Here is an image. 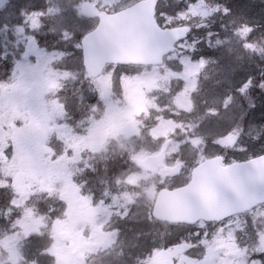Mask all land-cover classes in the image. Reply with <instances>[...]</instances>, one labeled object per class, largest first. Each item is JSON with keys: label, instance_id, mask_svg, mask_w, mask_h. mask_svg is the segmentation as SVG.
I'll return each mask as SVG.
<instances>
[{"label": "rangeland", "instance_id": "obj_1", "mask_svg": "<svg viewBox=\"0 0 264 264\" xmlns=\"http://www.w3.org/2000/svg\"><path fill=\"white\" fill-rule=\"evenodd\" d=\"M139 1L7 0L0 11V57L11 59L10 76L1 75L0 81V185L11 189L9 214H18L10 232L7 224L14 217L5 227L0 224L1 264H104L107 249L115 247V252L118 240L125 241L118 218H126L135 199L140 201L135 214L150 215L158 189L169 187L176 177L184 181L181 185L186 184L192 168L208 158L207 154L242 155L247 147L259 150L251 155L264 153V99L258 109L253 103L264 98V27L253 22L264 20V13L259 14L264 9L254 10L244 2L243 10L252 12L234 16L222 7L228 0H187L171 14L174 3L163 0L157 18L164 27L183 25L194 30L164 66L109 68L98 76L87 73L82 65L81 40L97 24L82 14L83 3L115 13ZM235 7L239 12V3ZM202 29L209 31L202 33ZM30 38L36 39L35 52L24 61ZM200 43L210 59L192 58ZM31 73L38 83L55 86L39 109L28 94L32 82L26 75ZM200 77L203 90L198 89ZM246 92L253 106L250 110L242 100ZM252 94L258 97L253 100ZM55 100L66 107L58 120L50 117ZM221 102L225 109L218 113ZM150 114L156 124L148 130L145 119L150 120ZM63 125L68 130L56 133L54 128ZM254 131L255 140L251 138ZM231 133L237 134L238 143L228 151L225 139ZM168 139L173 142L165 163L180 172L148 176L137 161L158 153ZM116 154L118 164L129 168V173L110 176L121 165L111 170L113 165L105 164L106 177H112L111 182L105 181L107 185L97 171L94 174L95 164L115 160ZM71 183L99 194H80L69 202L62 195ZM140 215L136 220L139 227L143 223ZM9 217H4L6 222ZM246 224L252 227L251 233L240 235ZM223 227L202 244L195 243L207 235L202 225L170 243L176 264H197L207 246L215 243L224 244L225 249L213 264H263L253 255L264 252V207ZM154 229L163 234L170 231L161 224ZM62 231H71L75 241H59L55 235ZM106 235L109 238L104 245ZM160 237L158 244H162ZM136 239L145 242L140 231ZM122 255L130 256L119 249L117 256Z\"/></svg>", "mask_w": 264, "mask_h": 264}, {"label": "water", "instance_id": "obj_2", "mask_svg": "<svg viewBox=\"0 0 264 264\" xmlns=\"http://www.w3.org/2000/svg\"><path fill=\"white\" fill-rule=\"evenodd\" d=\"M160 0H143L133 7L108 15L100 12L91 2L82 5L86 16L100 17L99 27L82 41L85 68L99 73L106 64L160 65L163 57L174 51V45L187 37L190 27L161 29L155 19ZM4 0H0V7ZM34 52V40L27 43L24 59ZM33 79V75L28 76ZM52 86L45 89L34 83L29 90L35 103L51 92ZM63 105L56 104L52 115L58 117ZM65 130V127L59 128ZM168 141L157 156L145 158L139 164L150 171L161 168L165 159ZM166 171L174 172L173 168ZM79 188L70 185L65 195L73 198ZM264 203V155L245 163H234L222 167L221 158L205 161L192 172L191 181L172 190L162 189L153 207V217L173 224H195L200 220H219V214L231 216L244 213ZM61 240L71 238L68 232L57 235ZM223 247L209 250L201 264H210ZM148 264H174L167 250L159 251Z\"/></svg>", "mask_w": 264, "mask_h": 264}, {"label": "flooded vegetation", "instance_id": "obj_3", "mask_svg": "<svg viewBox=\"0 0 264 264\" xmlns=\"http://www.w3.org/2000/svg\"><path fill=\"white\" fill-rule=\"evenodd\" d=\"M95 21H96V23L98 24V19H94ZM116 68V67H115ZM10 71H11V59L10 58H8V57H4V58H1L0 57V81H1V75H4L5 77H9L10 76ZM4 77V79H5V81H7V79L8 78H5ZM7 97V95L5 94V95H3V97H2V99L3 98H6ZM37 109H39V106H35ZM46 114V113H45ZM248 116H249V114H248ZM78 118V117H77ZM76 119V118H75ZM79 119V118H78ZM58 120V119H57ZM230 135V134H229ZM227 136V138H226V144H228V151L230 150V147H234L235 145H236V143H237V138H235V137H233V136ZM216 156H221L222 157V160H223V165L225 164V163H229V161H236L235 159L237 158V157H241L242 155H236V154H228V153H225L224 155H222V154H212V155H209L208 156V158H214V157H216ZM89 157V156H88ZM2 157L0 156V159H1ZM88 159V158H87ZM1 161V160H0ZM117 167H118V165H117ZM145 172V171H144ZM179 172H180V170H179ZM178 172V173H179ZM10 191H11V189L9 188V187H6V186H1L0 185V202H2L3 201V203L2 204H0V206H1V209H4L3 211H4V217H8L9 216V209H10V203H11V196H10ZM134 205L132 206V207H135L136 208V206H137V204L136 203H133ZM0 209V210H1ZM2 212H0V218H2ZM3 217V220L4 221H2V219H0V221H2V222H4V223H9L10 222V219H9V221L8 222H6V219ZM244 217H246V216H244ZM244 217H242V218H244ZM237 217L236 216H234V217H232V218H227V219H225V220H223V221H221V222H207V221H200L199 223H197L196 225H193V226H195V227H198V226H200V225H202L203 227H205V230H206V233H207V235H206V237H202L201 238V240L200 239H198L197 241H195V243H200V244H202L203 242H204V240H206V239H212V236H214V232H215V230L216 229H220V230H224V225H226L227 223H229V222H231V221H233L234 219H236ZM249 222V221H248ZM248 222H247V224H248ZM246 224V225H247ZM205 230H202V233L203 232H205ZM243 231L244 230H242L239 234L240 235H242L243 234ZM201 232V231H200ZM246 233V232H245ZM201 234V233H200ZM204 235H205V233H204ZM121 236V235H120ZM123 236H121V238H122ZM108 235H107V238H106V241L104 240V242H103V244H107L108 243ZM80 242V241H79ZM142 243H140V241L139 240H132L131 241V243H128V242H126V241H124V240H118V244H117V246H116V248H119V249H124V252H125V254H128L129 255V253L130 254H133L134 255V253H135V249H136V254L137 255H140V256H145V255H147L149 252H150V250H151V246H150V244L148 243V244H146V245H141ZM220 244H218V243H215V244H212L211 246H207V248H206V250H208V249H211L212 247H217V246H219ZM141 247H142V251H141ZM115 248V247H114ZM205 250V251H206ZM141 251V252H140ZM204 251V252H205ZM140 252V253H139ZM135 256V255H134Z\"/></svg>", "mask_w": 264, "mask_h": 264}, {"label": "trees", "instance_id": "obj_4", "mask_svg": "<svg viewBox=\"0 0 264 264\" xmlns=\"http://www.w3.org/2000/svg\"><path fill=\"white\" fill-rule=\"evenodd\" d=\"M165 1H167V0H165ZM164 1V2H165ZM169 1V3H170V1L171 2H173L174 3V7H171L170 8V12H171V14H174V13H172V12H174V11H176V10H178L180 7H182L183 6V3H178L177 1H175V0H168ZM233 0H228V2H226L224 5H222V7L224 8V9H226L228 12L227 13H230V15H233L232 13H234V16L236 15V13H250V12H252V11H244L243 10V7H242V4L245 2V3H248L249 5H251V6H253L254 7V10H259V8H262V9H264V2L262 1V2H257L256 0H234L233 2H232ZM239 1V2H238ZM237 3H239V12H235V10L237 9V7H235L236 6V4ZM241 5V6H240ZM161 9V8H160ZM237 11V10H236ZM263 11H260V15H263ZM238 18V17H237ZM245 20V22L244 23H246V20L247 19H244ZM253 21V20H252ZM253 22H257L258 24H259V26H260V28H263L264 27V20H262V19H260V20H255V21H253ZM248 23L250 24L251 23V19H249L248 20ZM254 24V23H253ZM223 27H226L227 25H222ZM194 31V30H193ZM200 32H202V33H205L206 31H209L208 29H202V31L201 30H199ZM211 32H213V33H219L220 32V29H212V30H210ZM255 32H257V31H255ZM196 33H198L197 31H196ZM262 33H264V31L262 32ZM195 35L196 34H194L193 36H192V39H194L195 38ZM260 36V35H259ZM198 40H199V38H197ZM201 41H203L202 39H201ZM201 45L199 46V49H197L199 52H202V50L204 49V47H205V45H204V43H200ZM205 76V75H204ZM203 76V77H204ZM254 96V99L256 98V97H258V95H253ZM260 99L259 100H257V103H255V105H260ZM252 137V139H256L255 138V131L254 132H252V135H251ZM104 163V166H102V164ZM105 164H112L113 166L110 168L111 170L112 169H116V165L118 164V162H116V161H114V162H104V161H102L101 162V160L100 161H97L96 162V164H95V172H94V174L96 173V171L99 173V177L100 178H103V181H104V179H105V181L107 180V178L108 177H106V175H105V171H106V167H105ZM120 171V170H119ZM115 173H118V170L116 169L115 170ZM94 176V175H93ZM106 177V178H105ZM51 207V206H50ZM145 220H148L147 219V217H146V219ZM157 224H161V225H163V226H165V227H167V229L168 230H170V226L168 225V224H162V223H159V222H157V221H153L152 222V225H151V228L149 227V230H145V231H140V229H142V227L140 226V227H138V226H133V227H131V229L129 230V233H131V234H136L138 231H140L141 233H143V234H145V233H147V234H149L151 237H153V238H155L156 240H158L159 239V237H160V235L161 236H165V234H163L159 229H154V231H152L153 230V228L155 227V225L157 226ZM171 231H169V232H167V234H169ZM161 238V237H160ZM147 258H143V257H139L138 259H136L135 261H137V262H142L143 260H146ZM261 261H262V263L264 264V255L261 257Z\"/></svg>", "mask_w": 264, "mask_h": 264}, {"label": "bare ground", "instance_id": "obj_5", "mask_svg": "<svg viewBox=\"0 0 264 264\" xmlns=\"http://www.w3.org/2000/svg\"><path fill=\"white\" fill-rule=\"evenodd\" d=\"M259 80H262V79L259 78ZM250 91H251V90H250ZM260 100H262V98H261Z\"/></svg>", "mask_w": 264, "mask_h": 264}]
</instances>
